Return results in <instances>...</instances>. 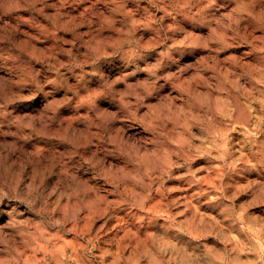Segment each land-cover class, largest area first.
<instances>
[{
	"label": "clouds",
	"instance_id": "1",
	"mask_svg": "<svg viewBox=\"0 0 264 264\" xmlns=\"http://www.w3.org/2000/svg\"><path fill=\"white\" fill-rule=\"evenodd\" d=\"M0 264H264V0H0Z\"/></svg>",
	"mask_w": 264,
	"mask_h": 264
}]
</instances>
